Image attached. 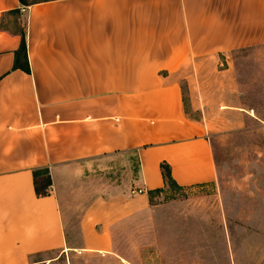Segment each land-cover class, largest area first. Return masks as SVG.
<instances>
[{"label":"crops","instance_id":"crops-1","mask_svg":"<svg viewBox=\"0 0 264 264\" xmlns=\"http://www.w3.org/2000/svg\"><path fill=\"white\" fill-rule=\"evenodd\" d=\"M23 30L30 72L15 66ZM260 46L264 0H0V264L68 251L62 179L107 157H134L137 173L89 201L82 251L114 253V227L165 188L162 163L182 187L216 182L208 122L186 111V96L203 107L193 73L186 94L175 75Z\"/></svg>","mask_w":264,"mask_h":264},{"label":"rangeland","instance_id":"rangeland-1","mask_svg":"<svg viewBox=\"0 0 264 264\" xmlns=\"http://www.w3.org/2000/svg\"><path fill=\"white\" fill-rule=\"evenodd\" d=\"M198 65L175 78L186 94L193 73L203 107L186 96V111L208 122L216 182L152 192L147 210L114 227V253L104 256L79 248L80 217L104 184L136 175V160L115 154L94 171L68 173L62 207L70 249L47 264H264V46Z\"/></svg>","mask_w":264,"mask_h":264},{"label":"trees","instance_id":"trees-1","mask_svg":"<svg viewBox=\"0 0 264 264\" xmlns=\"http://www.w3.org/2000/svg\"><path fill=\"white\" fill-rule=\"evenodd\" d=\"M22 1L25 2L26 0H22ZM22 34H23V41H22L20 48L16 52L15 66L22 67L27 72H30V62H29L28 51H27L26 32L23 30ZM162 171L166 179V184H174L176 186H180L173 178L171 168L168 163L166 162L162 163ZM44 175H45V178H43L42 180L37 179V175H36L35 185H36V192L38 196H45L49 193L48 187L51 184V177L48 174V171H44L42 176ZM159 190H162V189H158L157 191Z\"/></svg>","mask_w":264,"mask_h":264},{"label":"built area","instance_id":"built-area-1","mask_svg":"<svg viewBox=\"0 0 264 264\" xmlns=\"http://www.w3.org/2000/svg\"><path fill=\"white\" fill-rule=\"evenodd\" d=\"M145 190L143 188H132L131 193L132 194H138V193H143Z\"/></svg>","mask_w":264,"mask_h":264}]
</instances>
